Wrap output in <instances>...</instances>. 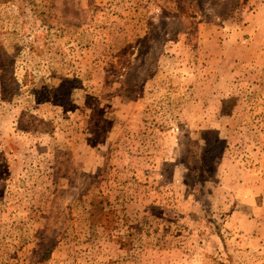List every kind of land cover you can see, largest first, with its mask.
Returning a JSON list of instances; mask_svg holds the SVG:
<instances>
[{"label":"rangeland","instance_id":"obj_1","mask_svg":"<svg viewBox=\"0 0 264 264\" xmlns=\"http://www.w3.org/2000/svg\"><path fill=\"white\" fill-rule=\"evenodd\" d=\"M0 264H264V0H0Z\"/></svg>","mask_w":264,"mask_h":264}]
</instances>
